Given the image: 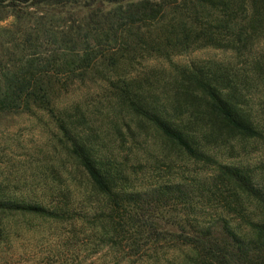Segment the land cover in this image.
I'll return each mask as SVG.
<instances>
[{"label":"trees","instance_id":"obj_1","mask_svg":"<svg viewBox=\"0 0 264 264\" xmlns=\"http://www.w3.org/2000/svg\"><path fill=\"white\" fill-rule=\"evenodd\" d=\"M68 6L84 14L55 18ZM47 8L52 15L44 13ZM6 10L13 11L21 30L17 33L24 35L33 27L37 42L39 35L50 39L59 27L72 36V58L59 64L56 59L26 60L18 68L23 56L18 61L9 57L15 71L11 69L0 92V115L37 108L57 120L70 155L104 199L103 233L110 243L130 241L138 254L144 246L165 242L184 250L181 264H264V175L248 166L222 164L211 153L235 140L264 141V124L249 106L252 83L264 87V52L246 74L224 68L183 69L168 85L166 101L130 80L110 82L120 109L188 160L212 168V175L198 184L137 188L125 166L101 155L76 133L73 123L57 117L50 94L51 73L83 78L99 67L108 73L142 53L169 57L213 47L243 56L254 42L264 41V0H0V12ZM28 198L0 191V245L9 238L15 218L60 221L70 216L66 204ZM165 211L173 213L169 217L175 231L152 222L153 214L164 220ZM206 217L209 220L202 222Z\"/></svg>","mask_w":264,"mask_h":264},{"label":"rangeland","instance_id":"obj_2","mask_svg":"<svg viewBox=\"0 0 264 264\" xmlns=\"http://www.w3.org/2000/svg\"><path fill=\"white\" fill-rule=\"evenodd\" d=\"M142 1L188 0H134ZM44 10L45 14L50 12V8ZM73 10L68 6L54 16L69 19L84 14ZM17 28L13 11L0 12V92L12 76L11 69L15 71L11 56L15 61L23 56L18 68L26 60L38 63L56 59L59 64L60 60L72 58L68 29H55L50 39L39 35L37 42L33 27L24 35L17 33L21 31ZM263 52L264 41H256L243 56L213 47L192 48L169 57L142 53L133 62L123 58L118 69L108 73L100 67L83 78L51 73L50 94L57 117L73 123L76 133L88 139L101 155L125 166L137 188L144 190L171 182L198 184L212 175V168L188 160L149 126L120 109L110 82L130 80L144 86L148 95L155 94L166 101L165 91L179 71L224 68L246 74ZM252 86L249 106L264 124V87L254 82ZM69 147L57 120L46 111L33 108L0 115V191L45 203H63L70 209V216L60 221L11 220L10 236L0 245V264H181L184 250L165 242L160 247L144 246L138 254L131 249L130 241L109 242L103 233L104 199L92 190ZM211 153L222 164L248 166L264 175V141L235 140ZM171 214L165 211L164 220L153 214L151 220L156 227L175 231Z\"/></svg>","mask_w":264,"mask_h":264}]
</instances>
